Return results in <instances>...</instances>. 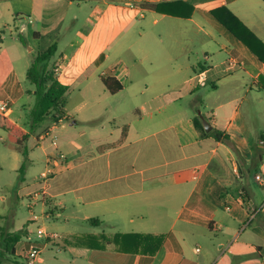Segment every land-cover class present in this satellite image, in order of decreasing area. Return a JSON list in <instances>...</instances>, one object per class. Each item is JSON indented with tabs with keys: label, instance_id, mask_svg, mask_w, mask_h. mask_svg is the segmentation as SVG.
<instances>
[{
	"label": "crops",
	"instance_id": "obj_1",
	"mask_svg": "<svg viewBox=\"0 0 264 264\" xmlns=\"http://www.w3.org/2000/svg\"><path fill=\"white\" fill-rule=\"evenodd\" d=\"M133 1H2L0 31L30 52L55 44L49 66L70 90L71 120L46 121L25 145L39 173L48 166L53 175L45 194L39 173L20 181L36 199L25 206L38 211L35 221L28 212L23 237L56 234L41 252L52 246L68 264H264V63L211 14L227 7L264 44V2L184 0L193 12L183 19L143 7L160 0ZM105 80L120 90L111 94ZM19 95L11 66L0 99L11 105ZM57 152L64 159L52 162ZM101 234L162 243L149 255L82 241Z\"/></svg>",
	"mask_w": 264,
	"mask_h": 264
},
{
	"label": "trees",
	"instance_id": "obj_2",
	"mask_svg": "<svg viewBox=\"0 0 264 264\" xmlns=\"http://www.w3.org/2000/svg\"><path fill=\"white\" fill-rule=\"evenodd\" d=\"M262 1L264 2V0ZM143 7L160 14L183 19L189 18L193 12V8L187 5L184 0H160L156 3H143ZM211 14L264 63V44L227 7L213 9ZM55 51L56 45L52 44L44 51L36 53L26 71V80L33 86L35 96V103L29 112L26 129L24 130L7 118L0 116V128L6 132V138L3 141L4 147L8 150L18 151L22 156L23 161L18 169L19 172L24 171L29 162L25 145L31 135L37 132L46 121L58 123L71 120V117L65 113L67 98L70 94L69 87L60 84L53 77V70L49 66ZM103 83L111 94L120 90V85L114 84L110 80H105ZM198 126L202 129L199 123ZM24 234L23 230L7 233L4 239L6 251L8 252V247H10V252L14 254V245L23 238ZM82 238V241L98 242L91 246L95 249H104L112 245L117 252L132 254L153 255L162 243V237L158 235L116 234L113 237H108L101 234L84 235Z\"/></svg>",
	"mask_w": 264,
	"mask_h": 264
},
{
	"label": "rangeland",
	"instance_id": "obj_3",
	"mask_svg": "<svg viewBox=\"0 0 264 264\" xmlns=\"http://www.w3.org/2000/svg\"><path fill=\"white\" fill-rule=\"evenodd\" d=\"M2 1L3 0H0V23H4L8 20L5 14V6ZM130 1L135 2L133 0ZM1 31L0 37H4V47H9L10 50H4L0 44V48H2L0 51V83L4 74L7 73L12 66L18 78L19 89L21 90V95L11 104L13 113L9 116V119L17 121L21 126H25L28 113L35 103L33 86L26 80V71L36 53L35 50L33 52L28 51L27 44L18 41V38L8 30L5 32L2 31L3 33ZM8 51H17L20 58L10 64L7 56ZM5 138L6 132L0 128V264H37L35 261L29 263L24 258L23 253L20 255L12 254L10 252V247H8V252L4 250V239L8 232L14 233L23 230L22 226L25 223L28 212L29 214L31 212V214L34 213L38 215L37 209H31V211H29L25 206L30 199L31 201L33 200L35 195H33V192L28 187L21 189L20 181H27L31 174H38L42 167H40V164L37 162H30V158L28 157L29 162L26 164L24 171L19 172L18 169L23 161L22 156L19 152L10 151L4 147L3 141ZM27 192L30 193L31 197L25 195ZM37 224L40 225V223ZM33 239H35V236ZM22 243H26L25 237H23L20 240V244L16 246L17 251L20 250ZM56 251V248L52 246H48L42 251L40 256L45 261L43 264H51L53 255L59 259V262L56 264H68L66 260L64 261L65 254H58Z\"/></svg>",
	"mask_w": 264,
	"mask_h": 264
},
{
	"label": "built area",
	"instance_id": "obj_4",
	"mask_svg": "<svg viewBox=\"0 0 264 264\" xmlns=\"http://www.w3.org/2000/svg\"><path fill=\"white\" fill-rule=\"evenodd\" d=\"M25 30L24 27H21L19 30V33H22ZM233 63L229 61L228 67L231 66ZM116 70V68H115ZM11 114V105L9 99H0V116L4 118H8ZM44 137L50 138V144L51 146L56 150L58 147L57 140L58 136L51 130H47L44 134ZM58 159H64V155L57 152V154L54 156V158L51 160L52 162L58 161ZM53 175V168L52 167H46L38 176V182L42 189V194H45V190L48 186V183ZM256 180H260V176H255ZM37 197V195H36ZM35 199V196L33 198ZM31 207V203L30 206ZM32 215V220L35 221L38 219V216L35 214ZM58 238L56 234L53 233H47L42 228H37L35 231V239H27L25 248L22 250V253L24 255V258L29 262L32 263L34 261H37L40 257L41 250L43 248V242H46L48 240H53Z\"/></svg>",
	"mask_w": 264,
	"mask_h": 264
},
{
	"label": "water",
	"instance_id": "obj_5",
	"mask_svg": "<svg viewBox=\"0 0 264 264\" xmlns=\"http://www.w3.org/2000/svg\"><path fill=\"white\" fill-rule=\"evenodd\" d=\"M200 120H201V124H202V127L205 131H209L210 127L209 125L207 124V122L203 119V117L200 115L199 116Z\"/></svg>",
	"mask_w": 264,
	"mask_h": 264
}]
</instances>
